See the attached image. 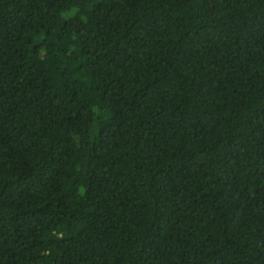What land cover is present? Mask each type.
Here are the masks:
<instances>
[{
  "label": "trees",
  "instance_id": "16d2710c",
  "mask_svg": "<svg viewBox=\"0 0 264 264\" xmlns=\"http://www.w3.org/2000/svg\"><path fill=\"white\" fill-rule=\"evenodd\" d=\"M0 264H264V0H0Z\"/></svg>",
  "mask_w": 264,
  "mask_h": 264
}]
</instances>
